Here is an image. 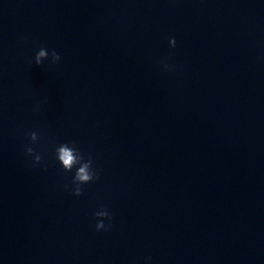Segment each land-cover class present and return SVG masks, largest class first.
<instances>
[{"label": "clouds", "instance_id": "obj_1", "mask_svg": "<svg viewBox=\"0 0 264 264\" xmlns=\"http://www.w3.org/2000/svg\"><path fill=\"white\" fill-rule=\"evenodd\" d=\"M169 45L171 47L176 46L175 38H170ZM49 56L51 57V63L53 64L57 63L61 59L60 55L55 50H52L51 53H49L46 48L41 47L34 57V62L37 66H39L45 60H47ZM165 67H167V65H165ZM27 135L32 143L37 142L40 138L35 131L30 132ZM25 152L28 156L34 157V166L35 164L42 162V155L36 153L33 147L27 146L25 148ZM55 158L61 164L65 172H71L73 168H76V172L72 178V184L74 187L71 189L72 194L75 196H81L83 194V188L81 187L82 185L94 182L99 179V169L93 168L92 157L89 156L87 160H85L83 154L76 147L74 141L62 143L57 146L55 148ZM94 216L97 218V223L95 225L97 231L108 230L111 228V223L108 225H105L104 223L105 219L111 221L112 218L111 214L106 208L102 206L99 211L94 213Z\"/></svg>", "mask_w": 264, "mask_h": 264}]
</instances>
